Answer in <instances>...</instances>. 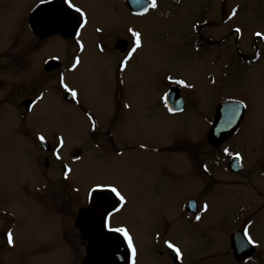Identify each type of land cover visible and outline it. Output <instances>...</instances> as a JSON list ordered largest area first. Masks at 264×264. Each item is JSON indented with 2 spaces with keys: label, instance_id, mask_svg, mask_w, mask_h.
<instances>
[{
  "label": "rangeland",
  "instance_id": "1",
  "mask_svg": "<svg viewBox=\"0 0 264 264\" xmlns=\"http://www.w3.org/2000/svg\"><path fill=\"white\" fill-rule=\"evenodd\" d=\"M163 5L164 16L147 22L141 47L128 62L127 71L122 76L134 90L130 93L137 109L133 126H130L129 141H161L168 153L163 152L160 159L149 153L106 154L105 158L94 156L75 167L72 180L83 189L91 184H111L125 197V206L112 218V223L127 227L136 252V264H165L164 258L158 256V246L160 233L164 232L166 224L172 225L175 238L169 239L182 249L184 264H234L226 252L228 236L260 207L261 200L251 191L243 189L211 190L201 183L196 189L193 187L188 160L173 153L184 152L187 143L195 144V151L200 152L204 122L198 118L193 121L192 112L200 116L201 110L188 109L180 118L166 117L162 111L158 129L154 122L146 119L145 108L152 101L148 92L150 81L157 77V82H160V76L162 84L165 82L167 85L169 79L189 78L196 89L197 100L205 106L212 108L221 97L241 99L246 103L247 119L236 141L246 157L252 149L245 147V141H248V147L257 148L259 152L264 137V38L255 34H264V0H167ZM206 18L209 20L208 27L204 24ZM8 22V16L0 13V76L11 70L9 62L13 51L7 45V38L19 32L13 31ZM236 28H240L241 32L236 33ZM201 34L210 38L211 43L206 42L205 49H209L206 52H201L200 48L193 50L192 44ZM252 57H257L259 63L245 67L238 62ZM93 59L94 64L87 76L77 78V81L72 76L68 80L78 85L85 106L100 112L99 75L94 68L96 64L99 68L104 65L103 71L109 73L113 64H104L97 54L93 55ZM224 71L229 75L228 81L223 79ZM205 72L214 79L210 81L211 85L206 86L207 90H202L204 80L198 76ZM229 72L240 75L233 78ZM142 82L147 87L138 92L136 89ZM67 109L70 108L63 101L59 102L56 96L50 97L45 107L37 112L39 125L30 128L33 131L45 129L47 134L61 132L67 136L63 137L67 145L77 142L78 126L69 120ZM7 119L10 117L3 114L0 120L2 140L12 135ZM252 141L253 145L250 144ZM21 146L16 150L17 154L7 145L0 147V214L7 212L14 219V225L8 227L12 230L13 247L0 253V264H78L85 258L86 243L80 247L77 234L67 227V223H62L58 212H51L52 206H46L51 224L45 226L40 224L33 211L27 209L30 199L37 197L31 191L32 183H38L40 179L37 170L32 167L33 147ZM17 158L22 160L19 166L14 165ZM56 172L49 173L47 196L58 199L61 196ZM189 197L209 203L212 212H202L192 227L183 219H179L178 224H172L178 217L176 208L181 207ZM58 222L62 231L58 230L66 239L63 254L51 251L57 244L56 237L52 235L56 233ZM249 230L254 244L262 248L264 260V212L253 220ZM155 234H158L157 237H154ZM47 246L52 248L44 252Z\"/></svg>",
  "mask_w": 264,
  "mask_h": 264
},
{
  "label": "flooded vegetation",
  "instance_id": "2",
  "mask_svg": "<svg viewBox=\"0 0 264 264\" xmlns=\"http://www.w3.org/2000/svg\"><path fill=\"white\" fill-rule=\"evenodd\" d=\"M164 2L167 0H156L157 6L148 8L149 0H72L75 7L83 11L84 16L81 17L74 8L69 9L64 0H43V2L42 0H0L1 15L8 16V24L13 31L19 30L18 33L7 38V45L13 51L9 62L11 70L0 76V120L3 114L10 117L7 121H9L12 133L10 138L4 140L0 138V147L7 145L11 151H14V154H17L16 150L22 147L21 144L24 148L33 147L32 167L37 170L40 182L32 183L31 191L37 197L30 199L27 209L37 215L40 224L49 226L51 222L47 216L46 206H52L50 211L58 212L62 223H67V227H71L77 234L80 247H83L85 243L76 222L80 214L91 207V197L97 193L93 189L100 185L106 190L108 186L114 185L91 184L83 189L72 180L75 176V167L85 159H91L94 156L105 158L106 154L122 156L130 153H149L156 159H160L159 156L163 152L168 153V150L162 147L161 141L157 143L145 141L131 143L129 141L130 126H133L137 109L130 93L134 90L129 87L128 80L122 76L127 71L128 62L138 50L129 57V53L135 46L132 31L141 34L142 42V34L146 32L144 28L147 27V22L164 16L165 6H162ZM165 14H168L167 11ZM204 24L208 27V18ZM130 29L132 31H129ZM206 42L211 43L209 36L201 34L192 44L193 50L200 48L201 52L208 51L209 49H205ZM94 54H97L104 64H113L112 69L108 68L109 73L103 71L104 65L99 68L96 64L98 67L94 68L97 69L99 75L97 85L98 88L100 87L102 100L100 112L89 106L86 107V103L80 97L78 85L68 80L72 76L76 78V81L77 78L87 76L91 65L94 64ZM77 60H79L78 64ZM238 62L248 67L259 63V60L257 57H252ZM74 64L75 67H73ZM229 73H232L233 78L240 75L238 72ZM208 76V72L198 76L204 80L205 87L202 90L205 88L207 90L206 86L212 84L210 81L214 77ZM228 76L227 71H224L223 79L228 81ZM159 79L160 82H157L156 77L154 81L148 83V92L152 101L146 105V119L154 122L153 125L159 129L162 111L166 117L180 118L188 109L201 110L200 116L192 112L193 121L198 118L204 122L205 131L199 143L200 152L195 151V144L187 143L188 147L184 152L173 154L188 160L189 176L194 182L195 189L200 183L211 190L243 189L251 191L261 200L260 207L245 219L238 230L230 233L226 252L234 264H264L262 248L256 244H247L243 238V230L247 228L250 232L249 228L253 226V220L264 212V137L259 152L256 151L257 148L248 147V141L244 142L246 148L252 149L248 157L236 141L239 134L243 132L248 106L241 99L221 97L219 101L213 103L211 108L197 100L196 89L189 78L169 79L167 85L165 82L162 84L160 76ZM176 81L184 83L180 84ZM64 84L75 90L77 96L73 97L63 86ZM139 87L136 90L142 92L147 84L142 82ZM3 89H6L5 92L1 91ZM192 89L195 91L193 92ZM52 96H56L59 102L63 101L70 108L67 109L69 120L78 126V140L73 144L67 145L63 139L67 136L61 132L47 134L44 132L45 129L33 131L30 128L39 125L37 124V112L45 107L46 101ZM222 106L225 108L217 114L218 108ZM233 109L236 110V114L232 117V122L228 123L224 118L225 112L227 110L231 115ZM215 120L218 123L215 124L216 132L212 135ZM39 136L44 137L43 142L38 139ZM61 138L64 141L63 146L60 145ZM250 144L253 145V141ZM57 153H59V159H57ZM236 154H239V159L236 158ZM19 164H22L21 158H17L14 162L16 166ZM54 171H57L55 174L58 173V193L61 196L58 199L47 196L49 173ZM66 171H68L67 178L65 177ZM49 195H51L50 189ZM197 199L194 197L185 199L182 206L176 208L179 213L172 224H178L179 219H183L192 227L193 222L198 221L197 217H200L202 212H212L209 203H201L200 199ZM81 202L83 204L79 205ZM102 204L100 210L94 208V215L102 214L107 227H123L128 231L125 225H113L112 223V218L120 213L125 205L121 206L114 194H108L107 202ZM245 207L248 209L247 206ZM117 209L120 210L117 211ZM172 209L175 208L172 206ZM0 221L1 253L13 247V243L11 245L8 243L7 234L12 233L8 227L14 225V219L12 215L5 212L0 214ZM56 226V233L52 236L56 237L57 244L54 248L47 246L44 252L52 248V252L63 254L66 239L65 235L59 232V230L62 231L60 222L56 223ZM160 234L162 236L158 246V256L164 258L165 264H184L182 249L178 244L170 241L171 238H175L172 225L166 224L164 232ZM157 235L155 234L154 237ZM233 236L236 238L234 247L232 246ZM165 241L179 248L181 255L177 257L175 252L166 246ZM135 259L136 252L133 257L129 249L128 264H133ZM78 264L86 263L81 259Z\"/></svg>",
  "mask_w": 264,
  "mask_h": 264
},
{
  "label": "water",
  "instance_id": "3",
  "mask_svg": "<svg viewBox=\"0 0 264 264\" xmlns=\"http://www.w3.org/2000/svg\"><path fill=\"white\" fill-rule=\"evenodd\" d=\"M225 106L218 108L222 111ZM218 121L215 120L212 128V135L216 132V125ZM98 193L92 197L91 207L84 210L80 214L76 225L80 231L81 238L87 242L85 248V263L86 264H127L128 251L124 241L115 233L107 232V226L104 216L94 215L95 210H100L103 205L102 201L97 199ZM236 236V235H235ZM235 236L232 237V246H235ZM236 256H239L236 254ZM239 258V257H237Z\"/></svg>",
  "mask_w": 264,
  "mask_h": 264
},
{
  "label": "snow or ice",
  "instance_id": "4",
  "mask_svg": "<svg viewBox=\"0 0 264 264\" xmlns=\"http://www.w3.org/2000/svg\"><path fill=\"white\" fill-rule=\"evenodd\" d=\"M43 2V0H42ZM64 3L67 5V7L69 9H75V12L79 13L81 17L84 16L83 11L78 8L75 7V5L72 3V0H64ZM157 6L156 4V0H149V3L147 5L148 8H155ZM147 10V9H146ZM235 14V13H234ZM81 27H83V25L81 24ZM129 31H132L131 29ZM236 33H240L241 29L240 28H236L235 29ZM258 37L264 38V34H261L260 32H257L255 34ZM132 36L134 37V44L135 46L133 47V49L131 50V52L129 53V57H131V54L134 53L140 46H141V34L139 32H135L132 31ZM76 63H79V60L76 61ZM76 65L74 64L73 67H75ZM63 83V81H62ZM176 83H180L183 84V81H176ZM67 91H69L71 93V95L73 97L77 96V92L75 90H72L70 88H68V86L66 84L63 85ZM127 106V105H126ZM169 111H171V109H169ZM236 114V110L233 109L231 110V115H229L228 111L226 110L225 112V120L228 123L232 122V117H234ZM91 119V117H90ZM95 127V125H93ZM38 139L43 142L44 141V137L43 136H39ZM63 139H60V145L63 146ZM227 152V149L225 150ZM57 155V159H59V153L56 154ZM236 158L239 159L240 156L239 154H236ZM70 171V169L68 170ZM68 171L65 172V177L67 178L68 175ZM94 192L98 193L97 199H99L102 202H107L108 200V194H114L117 198H118V202L121 204V206H123V202L125 200V197L120 193V191L114 187V186H108L107 189L105 190L102 186L97 185V187L95 189H93ZM114 206V205H113ZM205 208H207V205H205ZM120 209H117V211H119ZM197 219H199V217H197ZM107 226V225H106ZM108 231L113 232V233H119L120 235L123 236L124 240L127 242V247L131 250L132 256H135V248L133 247V241H132V237L129 235L128 231L123 228V227H118V228H112V227H108ZM7 238H8V243L11 245L13 243V236L12 233L9 232L7 234ZM243 238L246 240V243L251 245L254 244V240L252 239V237L249 235V231L247 228H245L243 230ZM166 244V246L171 249L173 252H175L176 256L179 257L181 255L180 253V249L175 247L171 242L169 241H165L164 242ZM133 264H135V260H133Z\"/></svg>",
  "mask_w": 264,
  "mask_h": 264
}]
</instances>
